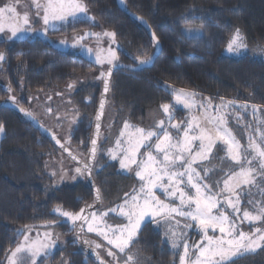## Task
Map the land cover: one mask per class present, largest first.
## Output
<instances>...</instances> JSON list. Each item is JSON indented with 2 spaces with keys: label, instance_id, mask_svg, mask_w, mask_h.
Wrapping results in <instances>:
<instances>
[{
  "label": "trees",
  "instance_id": "obj_1",
  "mask_svg": "<svg viewBox=\"0 0 264 264\" xmlns=\"http://www.w3.org/2000/svg\"><path fill=\"white\" fill-rule=\"evenodd\" d=\"M83 2L95 19L93 23L80 21L50 31L49 35L70 36L88 29L115 32L113 43L118 63L136 65L138 60L133 57L151 56L154 44L149 34L119 9L116 0ZM124 3L129 12L149 24L161 51L147 69H119L112 73L104 110V119L108 115L112 130L117 131L125 120L144 124L148 109L171 103V91L183 89L195 93L197 100L247 105L239 123L228 122L240 143H245L249 115L264 116V61L249 55L231 57L223 51L235 29L241 31L247 44L264 48V0ZM187 28L201 31L199 35L186 36ZM0 53L5 57L0 61V101H12L10 97L15 96V103L30 111L32 97L58 93L74 83L67 98L82 118L70 130L66 145L80 157L88 153L101 88V82L88 81L96 65L40 36L0 37ZM253 106L258 110L249 114L247 111ZM177 112L178 118H182V112ZM0 124L4 126L0 133V264H6V253L21 242L26 226L34 229L50 222L55 223L64 241L37 264H97L76 243L74 230L67 223L58 222L59 217L52 213L54 207L78 213L93 201L83 175L75 182L55 184L45 165L60 151L10 109H0ZM109 144V140H99L91 171L101 196L100 207L118 203L130 192L129 184L134 183L131 173L120 172L117 164L104 156L102 146L107 149ZM214 153L211 162L220 161L221 150L215 149ZM130 249L140 254L142 264H177V252L169 248L154 221L142 224ZM234 264H264V247L236 258Z\"/></svg>",
  "mask_w": 264,
  "mask_h": 264
},
{
  "label": "snow or ice",
  "instance_id": "obj_2",
  "mask_svg": "<svg viewBox=\"0 0 264 264\" xmlns=\"http://www.w3.org/2000/svg\"><path fill=\"white\" fill-rule=\"evenodd\" d=\"M18 4L19 0H7L3 6H0V33L7 31L10 33L9 39H22L25 33L33 32L29 11L25 10L21 14L17 11ZM31 7L35 9V15L43 22V33L82 20L94 22V17L88 16V8L83 0H31ZM185 31L199 33L201 30L187 28ZM84 35L95 36L99 44L102 36L110 37L114 42L116 33H85ZM152 39L156 41L154 33ZM58 43L65 44L67 41L61 40ZM81 47L85 46L81 45ZM246 49L244 38L240 30L236 29L227 45V51L240 54ZM86 51L89 55L93 54L91 48H86ZM253 51L264 53V48ZM4 58V54L0 53V61ZM133 59L138 60L137 66H139L148 64L153 57L143 59L133 57ZM95 62L101 65L107 63L117 66L118 57L113 48L109 47L105 51L98 47ZM111 71L112 69L109 68L107 74L111 75ZM100 75L105 77L103 72ZM104 90L108 91L107 79L104 82ZM172 92L177 104H183L185 108H191L196 104L195 93L183 89H173ZM10 99L13 102L16 100L15 96ZM225 106H232V102L217 106V110ZM240 107L246 108L247 105ZM161 108L167 119L154 121L147 128L137 127L125 121L124 128L115 142V148L107 149L112 160H119L121 169L134 172L139 179V189L134 188L135 194L131 196L125 193L123 204L118 206L119 214L126 218L127 223L109 225L102 220L109 214L105 212L100 214V222H103L104 229L102 230L100 222L97 221V213L91 211V205L81 208L79 213L63 211L59 207L53 211L67 218L73 226L80 222L81 231L83 225L87 224L89 233L96 232L103 236L108 244L113 245L120 253H128L146 217L157 224L163 223L166 226L165 236L171 243L172 249L178 251L182 248L179 264H234L236 258L264 247V199H250L248 203L252 206V210L245 209L242 217L240 216V202L243 195L252 196V189L255 188L257 193L264 197V187H262L264 185V131L259 132L260 142H257L254 136H249L247 146H242L232 129L228 127L226 114L210 115L205 110L202 120L200 117H192L181 123H172L173 106L163 104ZM200 108L204 110L205 106L201 104ZM103 110L104 100L102 99L100 111L96 117V132L91 139L88 156L90 160H95L98 152L97 140L100 137ZM20 111L39 123L38 118L31 111L24 109ZM253 111H256L255 106ZM170 129L176 134L173 135ZM3 131L4 126L0 124V133ZM153 140L155 143L152 142ZM57 143L60 141L57 140ZM61 147L65 146L61 145ZM142 149L147 151L142 152ZM214 149L225 152V156L220 158V165L206 167L198 164V162L211 164L210 157L215 155ZM69 155H72L71 152ZM72 158L77 159L75 156ZM225 162L232 166L224 169ZM194 165L200 167V170L198 171ZM217 168L224 173V179L222 182L207 183V176ZM201 172L204 174L201 175ZM76 173L90 175L91 165L81 162V167L76 168ZM157 191L164 195V200L157 196ZM96 199L100 200L98 189ZM225 205L232 210V215L225 210ZM109 211L115 212L116 209ZM181 218L192 223L182 224ZM244 221L250 224L259 221L262 226L254 227L253 231L248 233L240 227ZM193 227L198 229L201 239L190 245L185 229ZM210 230L212 234H209ZM217 230L219 235H216ZM30 231L31 229L26 226L24 240L15 249H10L6 253L7 264H37L38 258L48 255L57 242L52 239V234L49 232L44 233L43 239H30L27 235ZM84 243L91 246L94 242L85 240ZM100 247V244H95V248ZM108 255L116 258V254L111 249L108 250ZM101 264L104 262L101 261ZM125 264H137V258L128 253Z\"/></svg>",
  "mask_w": 264,
  "mask_h": 264
},
{
  "label": "rangeland",
  "instance_id": "obj_3",
  "mask_svg": "<svg viewBox=\"0 0 264 264\" xmlns=\"http://www.w3.org/2000/svg\"><path fill=\"white\" fill-rule=\"evenodd\" d=\"M5 2H7V0H0V6H3V3H5ZM25 10L29 11V13H30V16H31L30 23H31V27L33 29V32L25 33L24 36H31V37L40 36L43 38H47L50 40V43L53 46L87 58L88 60H90L91 62H93L96 65V69L89 76L90 80H88V81H90V82H92L94 80L97 82L102 81L103 77H101L100 74H101V72H103V73L105 72V69L108 65H107V63H105L103 65L97 64L95 62V53H96L98 47L102 48L105 51L109 47L114 49V43L112 41V38L102 36L100 38L99 44H98L97 38L95 36H87L84 34L85 33H103V32H108V31H100V30L98 31V30L88 29V30H85L81 33H76V34H73L70 36H59V37L51 36V35H49V32L54 31V30L50 29L47 33H43V31H42L43 22L39 17H37L35 15V9L33 7H31V0H19V4L17 5V11L20 12L21 14H23V12ZM88 16L93 17V15H91L89 12H88ZM82 21H87V20H82ZM94 21H95V19H94ZM88 22L93 23V21H88ZM68 25H70V24H68ZM68 25L59 26L58 29L64 28ZM37 30H40V31H37ZM235 31H236V29L234 30L230 39L234 35ZM199 33L195 32V31L192 33H187L186 31L184 32V34L186 36H187V34L196 36V35H199ZM240 33H241V31H240ZM9 35H10V33H8L7 31L5 33H0V37H6ZM241 35H242V33H241ZM80 37H83V39H80ZM242 37H243V35H242ZM230 39H229V41H230ZM61 40H65V41H67V43H65V44L58 43ZM229 41L227 42V44L224 48V51H223L224 55L231 56V57H240L243 55H249L251 57L258 58V59H261L264 61V53H261L259 51H253L254 49H259V48H263V47L258 46V45H254V44H247L245 39H244V43L247 45V49L242 50L240 54H235V53L227 51V45H228ZM81 45H84L85 47H81ZM86 48H91L93 50V54L89 55L86 51ZM83 79L86 80L87 78H83ZM73 88H74V83L71 82V83L67 84V86L64 90H62L58 93L37 94L36 96L32 97L33 102L30 104V107H32V110H30V111L32 113H34V115L38 119H40L42 122L44 121L46 124V127L48 126L51 129H53L56 133H58V135L60 136V138L62 139V141L65 144H68V137H69L70 130L82 118L81 113L79 111H77V109L74 108V106L69 102V99L67 98V96L73 91ZM187 92H190V91H187ZM195 100H196V104H194L193 107L185 108L183 106V104H177L175 102L174 94L172 92L171 103H168L169 105L173 106V108H172L173 115H172V121L171 122L172 123H181V122H184L188 119H191L192 117H200L202 120L203 115H204V111L206 110L207 113L210 115H225L226 114V118H227L228 122L231 120V121H234L235 123H239V120L242 118V115L245 116V113H246L244 111V108L240 107L243 104H239V103H236L233 101H217V102L210 103L206 100L205 101L197 100L196 98H195ZM86 101L88 102L89 100L86 99ZM228 102H232V106L220 107L217 110V106L227 105ZM201 104H203L205 106L204 110H202L200 108ZM49 109H50V111H49ZM236 109H238V111H236ZM257 110H258V108H256L255 112H257ZM177 111L182 112V118H180V119L178 118V112ZM247 112L249 114H251V112H254L253 107H250ZM253 114L256 115L255 113H253ZM237 117H240V119H237ZM159 119H167L163 114V110H162L161 106L152 107V108L147 110V119H146V122L144 124L139 125V124L131 123L127 120H125V121H127L129 124L137 126V127L147 128L151 124H153L154 121H157ZM124 122L122 123L121 127L117 131H113L112 127H111V122L108 119V115L105 117V119H104V115H103L99 140L101 142L103 140H109L110 144H109L107 149L115 148V142H116L117 138L119 137L121 130H123V128H124ZM247 123L248 124L246 125V128H245V143H243V144L240 143L242 146H247V144L249 142V136H254L255 139L257 140V142H260L259 132L264 131V116L263 115H256L252 118L249 115V120ZM240 124H242V123H240ZM228 127H229V125H228ZM171 131H173V135L176 134L174 130H171ZM152 142L155 143V140H153ZM220 147L222 148L223 146L221 145ZM102 148H103L102 150H103L104 156L107 155V158L109 161H114L117 164V167H118L120 172H122L124 174L131 173V175L134 178V183L132 182V185L129 184L130 185L129 194H130V196L134 195L135 193H133V189L135 188L138 190L140 187L139 179L135 176L134 172H131L127 169H121L120 164H119V160L118 159L112 160L107 153V149L104 148L103 146H102ZM141 151L142 152L147 151V149H142ZM214 151H215V149H214ZM224 156H225V152L223 150H221V157H224ZM81 157H82V159L85 160L87 157V153L83 154ZM211 158L212 157H210V159ZM219 162L220 161L211 162V164H208V162H198V164H202L203 166H206V167H211L212 165H220ZM231 166L232 165L228 162H225L223 164L224 169H228ZM194 167H197L198 171L200 170V167H198L197 165H194ZM45 168H46L45 171L52 177L55 184H59V183H63V182L64 183L65 182H75L82 177L81 175H78L76 173L77 167L75 165H73L71 163V161L68 160L61 153H58V155L53 157V159H49L46 162ZM203 174L204 173L201 172V175H203ZM73 177H75V179H73ZM223 179H224V173L221 172L219 170V168H217L216 170H214L212 173H210L207 176L206 182L209 184H212L215 181H221L222 182ZM221 186H222V183H221ZM262 187H264V185H262ZM252 193H253L252 196L245 194L241 198V202H240V207H241L240 216L241 217L243 214V210H245V209H248L249 211L252 210V206H250L248 203V201L250 199L251 200H262V199H264V197H262L261 195H259L257 193V190L255 188L252 189ZM156 194H157V196L160 197L161 200L165 199L164 195H162L160 191H157ZM123 202H124V197L122 200H120L118 203H116L114 205H110V206L104 205L103 207H99V208L93 210L92 212L97 213V221L98 222L101 221L100 214L108 212L109 214L106 217L102 218L103 222H106L109 225H122V224L127 223L126 218L122 217L119 214V207L118 206L123 204ZM55 208H57V207H54L52 209V213L59 217L58 222L67 223L69 228L71 230L75 231L77 224L75 226H73L72 222L68 221L67 218H64V217L58 215L57 213H55L53 211ZM110 209H116V211L110 212L109 211ZM62 210L66 211L64 209H62ZM225 210L229 213V215H232V210L230 208H227L226 205H225ZM146 221H152V220L150 218L146 217L144 222H146ZM103 222H100V228L102 230H104L103 229ZM144 222H142V224ZM181 222H182V224L192 223L191 221H185L182 218H181ZM238 223H239V221H238ZM156 225L161 230L164 241L168 244L169 248L172 249L171 243L168 241V238L165 236V232H166L165 224H163V223L157 224L156 223ZM94 226H96V225H94ZM261 226H262V224L259 221L255 222L254 224H250L248 221H244L242 224H240V227L245 232H248V233L252 232L254 227H261ZM30 229H31V231L27 233V235L30 237V239H43L45 232H49L52 234V239L56 240L57 242L52 247L50 253L57 250V248L63 244L64 239H63V237H61V235H59V233L55 229V223L50 222V223L39 226V228H34V229L30 228ZM185 232L187 234V239H188L190 245L195 244L196 242L200 241L201 234L199 233L197 228L193 227L190 229H185ZM209 234H212L211 230H210ZM82 235L86 240L94 242L92 245H94V246H95V244L101 245V247L97 249L98 253L100 254V256L103 259H105L110 264H125L126 255L128 253L132 254L134 257L137 258V264H142L141 263V256L138 252L131 250L129 248L128 253H120L119 250L115 249L113 245H109L107 240H105L103 238V236L98 235L96 232L89 233L87 231V224H85L83 226ZM110 235H111V233H110ZM216 235H219L218 230L216 232ZM23 240H24V236H23L21 242ZM109 249H111L116 254L115 259L112 256L108 255ZM176 252H177V264H179V254H180V252H182V248ZM42 257H45V256H41L40 258H38L37 262H39V260ZM6 264H7V262H6Z\"/></svg>",
  "mask_w": 264,
  "mask_h": 264
},
{
  "label": "water",
  "instance_id": "obj_4",
  "mask_svg": "<svg viewBox=\"0 0 264 264\" xmlns=\"http://www.w3.org/2000/svg\"><path fill=\"white\" fill-rule=\"evenodd\" d=\"M116 3H117V6L119 7V9L121 11H123L125 14L130 16L137 23H139L146 30V32L149 34V36H150V38H151V40H152V42L154 44V50H153V52L151 54V57H153V59L146 65L137 66V64L136 65H130V64L118 63L117 66L108 65L106 67L105 72H104L105 73V77H103L102 81H101L100 95H99L97 106H96L95 116H94V120H93V124H92V132H91V138H90L88 153H87V157H86L85 160L82 159L79 155H77L73 150H71L54 132H52L50 129H48L40 121H39V123H37L36 121H34V120L30 119L29 117H27L24 112L20 111V109H24L26 111H29V110H27L26 108L18 105L15 102H12L10 100H2V101H0V109L7 108V109H10V110L18 113L23 118L24 121L30 123L37 131H39L47 140H49L60 151V153L62 155H64L68 160H70L73 165H75L78 168V167H81V162H87V163H89L91 165V171H92V167H93V164H94V161H95V160L88 159L89 151H90V148H91V139L94 138V135H95V132H96V117H97L98 112L100 111L101 100L102 99L104 100V110H105L107 94H108V91L105 92V90H104L105 79H107L108 89H109L110 78H111V75H112V73L114 71L119 70V69H123V70L136 72V71H140V70H143V69H147L154 63L155 59L157 58V56L159 55V53L161 51V45H160L158 39L156 38L155 42L152 39V35H153L154 32L151 29V27L149 26V24L143 18L137 16L136 14H133V13L129 12L126 9V7H125L124 0H116ZM109 68L112 69L111 75L107 74ZM104 110H103V115H104ZM103 115L101 116V126H102ZM41 125H43V126H41ZM100 131H101V128H100ZM57 140H59L60 143H57ZM98 142H99V139L97 140V144H98ZM61 145H64L65 147H61ZM65 148L67 150H65ZM69 152H71L72 155H69ZM73 156H75L77 159L74 160L72 158ZM83 177H84L85 181L87 182V185L89 186V188L91 189V192H92L93 201L88 203L87 205H91L92 206L91 211H93V210L99 208L102 205L101 196H100V200L96 199V192H97L98 188L94 184V181L92 179L91 174L89 175V174L85 173L83 175ZM74 236H75L76 243H78V245L83 249V251L85 253H87V255L89 257H91L97 264H101V261H103L104 264H110L109 262H107L105 259H103L100 256V254L98 253L97 248H95L94 245L90 246V245L84 243V241L86 239L82 235L80 222H78L77 225H76V229L74 231Z\"/></svg>",
  "mask_w": 264,
  "mask_h": 264
},
{
  "label": "crops",
  "instance_id": "obj_5",
  "mask_svg": "<svg viewBox=\"0 0 264 264\" xmlns=\"http://www.w3.org/2000/svg\"><path fill=\"white\" fill-rule=\"evenodd\" d=\"M108 65V64H107Z\"/></svg>",
  "mask_w": 264,
  "mask_h": 264
}]
</instances>
